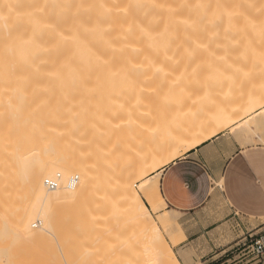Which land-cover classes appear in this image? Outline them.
<instances>
[{
    "label": "clouds",
    "instance_id": "1",
    "mask_svg": "<svg viewBox=\"0 0 264 264\" xmlns=\"http://www.w3.org/2000/svg\"><path fill=\"white\" fill-rule=\"evenodd\" d=\"M64 2L75 6L65 30L55 23L35 21L27 37H0V264H180L168 247L166 230L136 206L135 179L161 158L196 141L212 140L205 150L213 154L210 166L222 160L224 142L217 145L221 139L217 134L236 133L251 112L264 109V79L256 80L246 72L234 92L206 89L192 99L186 111L168 115L137 94L132 108L149 130L138 133L137 144L144 151L126 145L115 155L112 148L104 152L93 143L100 131L98 124L109 126L111 134L128 121L114 124L106 113L116 116L117 111L125 110L131 116L132 111L113 100L112 91L119 85L131 93L135 85L125 69H113L111 57L96 55L88 39H105L114 51L123 52L126 45L122 42L131 25L121 23L116 35L107 34L118 19L125 18L133 0ZM149 2L174 23L177 9L171 5L176 0ZM209 2L194 0L201 9ZM115 3L124 7L114 10L109 5ZM11 6L12 0H0V14ZM214 15L215 11L209 14ZM200 18L197 13L188 23H198ZM245 20L251 26L249 18ZM44 31L58 39L42 43L38 37ZM67 41L70 50L60 55L58 50ZM93 69L99 70L94 76ZM244 80L249 86H243ZM140 104L147 111L140 109ZM90 129L95 130L92 136H88ZM50 151L66 156L69 166L79 173L76 188L47 194L39 175L17 163ZM105 163L113 171L119 163L117 175L122 174L123 181L103 167ZM258 171L264 180V166ZM216 181L221 183H216L210 204L242 206L245 214L257 220L264 216V206L258 208L252 202L257 195L264 199V184L256 186L245 170L237 167L223 176L217 174ZM130 215L135 217L131 228Z\"/></svg>",
    "mask_w": 264,
    "mask_h": 264
},
{
    "label": "bare ground",
    "instance_id": "2",
    "mask_svg": "<svg viewBox=\"0 0 264 264\" xmlns=\"http://www.w3.org/2000/svg\"><path fill=\"white\" fill-rule=\"evenodd\" d=\"M109 6L114 10L124 7L120 3ZM171 6L177 9L174 23H170L167 15L159 10L156 5L150 3L149 0H133L131 4L127 5L125 18L123 20L118 19L116 21L117 26L107 34L108 36L116 35L120 31L119 25L121 23L131 25V31L126 33L127 39L122 42L126 45L123 52L114 51L105 39L100 38H89L88 46L98 56L105 59L111 57L113 69H125L128 78L134 85L138 83L164 84L167 87V92H170L172 86L179 83L182 76L184 77L189 71L192 76L196 74V70L194 71L193 68L210 67L214 63L231 60L234 57L233 53L255 51L257 54L261 53L260 55L263 58L264 0H210L203 9L196 6L194 0H176ZM74 7V5L65 3L64 0H12L11 10L5 14H0V37H27L33 32L36 26L35 21L55 23L61 30H65L71 23V12ZM213 11L216 15L209 16ZM197 13H201L198 23H188L196 19ZM245 17L252 22L251 26L246 22ZM86 22L91 23V21ZM166 25L168 26L167 31H165ZM67 34L70 35L71 33ZM38 38L42 43H54L58 39V37L50 35L47 31L42 32ZM113 42L115 43V41ZM69 50L70 41H67L58 52L63 55ZM221 57L223 59H220ZM179 67L184 69L188 67L189 70L185 69V71ZM97 71L99 70L93 69L91 74L94 76ZM89 82L91 83V81ZM135 88H137L136 85ZM138 88L135 90L139 91ZM128 94L130 93L126 88L118 85L112 91V99L118 101V99L128 98ZM182 97L184 98L183 95ZM116 107V105H113V108ZM162 109L161 111H163ZM256 110L253 112H256ZM169 112L170 109L167 114L171 113ZM174 112L176 111L172 113ZM119 114H121V110L117 111L116 116L106 113L114 124ZM259 116L257 119H264V109ZM131 119L133 120V118ZM98 127L100 131L93 137V143L98 145V149L107 152L109 148H112L113 155L118 150L120 152L122 149L125 150L124 145H121L127 141V138L124 137V134L127 133L126 127L112 129L111 134H109V126L100 123ZM124 128H126V133L123 131ZM93 132L95 130L90 129L88 136H92ZM119 132L125 141L119 136ZM115 136L116 138L119 136V141L118 139L115 141ZM120 141L123 142L120 143ZM205 141L188 143L189 147L184 148L183 153ZM117 145H120L119 149H117ZM82 150H86V146H82ZM175 153L179 155L178 152ZM178 158L175 155L172 156L171 162L173 163ZM106 159L110 161L111 157H106ZM17 163L22 164L29 173L39 175L43 189L49 194L63 191L65 188H76L80 182L79 173L69 166L66 156L55 151L43 152L27 160H19ZM117 164L118 166H116ZM103 167L113 175L120 172L119 163L115 164V171L107 163L103 164ZM63 174L67 175L68 178L64 177ZM48 179L58 182L57 188L53 190L47 188L45 182ZM117 179L123 181V175H117ZM138 179H135L134 195L136 206L141 208L142 198L146 197L148 193L138 185ZM145 210L147 215L154 218L151 212ZM153 212L160 215L159 221L161 220L162 224L160 225L157 222V226H162L166 230L171 239V244L168 243V247L174 258L179 261L173 247L178 245L180 241H185L186 234L177 220V212L165 209L164 216H161L159 208ZM166 217L167 222L165 223ZM134 219V216H129V228L134 227V224L131 223ZM36 224L39 226L41 221L37 219ZM182 254H185V252H182ZM184 260L187 259L184 257Z\"/></svg>",
    "mask_w": 264,
    "mask_h": 264
},
{
    "label": "rangeland",
    "instance_id": "3",
    "mask_svg": "<svg viewBox=\"0 0 264 264\" xmlns=\"http://www.w3.org/2000/svg\"><path fill=\"white\" fill-rule=\"evenodd\" d=\"M260 54L261 53L257 54V52L255 51H249L246 53L237 52L236 54L234 53L232 54L234 55V57H232L231 60L217 62L210 67L209 66L208 67L200 66L198 68L195 67L196 69L195 68L193 69L194 71L196 70L195 71L196 74L192 76L191 73H189L190 71L186 73V75L184 77L182 76V78L179 80V83L175 84V86H172V90H170V92H167L166 90L167 87L164 84H154V83L135 84L137 88L139 87L138 88L139 91H136L135 89L137 88H135L134 90L136 92L135 91L134 92L132 91L131 93L129 92L130 94H128V98L118 99V101L124 105V109H130V108L132 109L131 116H129L127 111L121 110V114H119V116L115 120L116 122L117 121L119 122L120 120L128 121L127 124L121 125V127L124 126L127 128V129L126 128L123 129L125 133L127 130V133L124 134L123 132H121L122 130L120 131L122 134L125 135L123 136L127 138V141L124 140L122 134L120 135V132L118 133L119 136H121L126 143L128 142L127 145H130L132 149H137L138 151L141 152L144 151V148L137 144V141L140 139L138 133L141 131H146V130L148 131V129L146 125L142 126L143 122L140 119V115L137 114L136 108H132V103H131L132 100L136 99L137 94L139 95V98L141 100L153 102L155 108L159 110L163 108L162 110L163 112L165 110L164 112L165 115H168L167 111H169V109L171 113L173 111L183 112L187 110V107L191 104L192 99H195L197 96L203 95L206 89L211 93H216V92L224 93L228 91L234 92L236 90V84L241 83V80L244 78V73L246 72H250L256 80L264 79V62H263L264 56L262 58ZM181 69L182 70L187 69V71L189 70L188 67H186L185 69L184 68ZM181 69L179 70L181 71ZM193 69L191 70L192 72ZM217 69H220V71H217ZM243 86L244 87L249 86V82L247 80H244ZM179 93L182 94L180 95ZM182 95L184 96V98L182 97ZM179 106L182 107L180 108ZM192 106L195 107V105ZM139 108L144 111H147L144 104H140ZM262 111L263 109H259L256 113ZM255 115H256L255 112H251L250 118H246L247 123H245L244 121L240 122V124L238 125L239 130L248 131L250 124H252L251 126L257 127L258 124L256 122L253 123V120H255V118L258 117V116L255 117ZM131 118H133V120ZM129 120H131L132 122H130ZM259 126H260L259 128L261 129L260 133H262L263 135L264 119H260ZM116 131L118 132L119 130ZM118 137L116 138L115 141H117ZM122 142L123 141H120V143ZM126 143H122V145L121 144L120 145L121 146L124 145L123 148H125ZM119 146L117 147V149H119ZM122 151L124 150L122 149ZM117 152L120 151L118 150ZM132 154L135 155V153ZM116 166H118V164ZM63 176L68 178V176L65 174H63ZM47 194H49V192H47ZM151 213L154 219L158 222L160 215L154 212ZM176 217L179 224L180 223L184 224L188 220L186 217H184L182 214L179 213L176 214ZM254 226L256 225L254 224L253 227ZM185 229L187 230L188 234L191 236L198 235L203 232V230L199 228L191 227L190 223L188 224V227L186 226ZM186 230L184 231L186 232ZM251 230L252 228L249 229L241 228L238 235L233 236L231 238L223 237V241L221 242V245L223 244L227 245V243L231 242L232 240H234V242L225 246V248H223L221 251L224 253L220 257H217L215 260L212 259L214 257L213 254L214 249L212 245H209L207 243H198L196 241L195 244H187V243L185 244L184 243L185 241L182 240L178 243V245L173 247V250L177 258L181 262V264H184L185 261H188L189 264H227L226 261L228 260V258L226 257L225 252L228 249H230V247L234 246L243 236L247 235V233L248 235H253V236L264 235V227L257 228L254 231ZM167 239H168V243L171 244V239L168 234H167ZM182 252L183 253L185 252L186 255L182 254ZM184 257L187 260H184Z\"/></svg>",
    "mask_w": 264,
    "mask_h": 264
},
{
    "label": "crops",
    "instance_id": "4",
    "mask_svg": "<svg viewBox=\"0 0 264 264\" xmlns=\"http://www.w3.org/2000/svg\"><path fill=\"white\" fill-rule=\"evenodd\" d=\"M257 112V111H256ZM255 112V117L259 116V113ZM257 118V117H256ZM253 120V123H257L258 126H249L248 131L239 130L237 126L236 133H232L230 130L227 133L220 132L217 135L220 136V140L217 141V145L223 143V149L226 155L216 164H212L211 166L204 162L203 154L205 153L206 147L202 144L199 148L197 146L189 149L188 151L183 153V157H179L176 161L172 163V169H180L185 162L188 163V171L187 176L190 182V190L193 192L192 201L190 204L185 206L183 210H178L177 208H166L169 211H175L179 214H182L188 220L183 224L180 223L183 230H186V226L191 224V227L194 225L191 223L192 215H199L202 209L207 208L212 201V191L216 187V183L219 184L221 181L217 180V174L223 176L225 173H229L234 170V168H241L245 170L248 175L253 179L256 186H260L264 184V180L261 178V173L258 171L259 168L264 166V142L259 145H255L254 143H258L264 141V134L262 135L261 129L259 128L260 119ZM242 122V121H241ZM264 133V131H263ZM216 138L214 137L213 140ZM208 145L212 144V140H209ZM258 208L264 206V199H261L258 195L253 198L252 201ZM240 208H235V215H240ZM190 218V220H189ZM242 218V217H241ZM260 228L254 226L251 231ZM204 231H208L209 235H211V227L207 226L203 230L202 233L198 235H189L187 230L185 244H195L196 241L198 243H207L212 245L214 249V257L215 260L217 257H220L224 252H221L225 246L230 243H233L234 240L227 243V245H221L223 241L222 238L212 237L211 242L207 236H205ZM221 252V253H220Z\"/></svg>",
    "mask_w": 264,
    "mask_h": 264
},
{
    "label": "snow or ice",
    "instance_id": "5",
    "mask_svg": "<svg viewBox=\"0 0 264 264\" xmlns=\"http://www.w3.org/2000/svg\"><path fill=\"white\" fill-rule=\"evenodd\" d=\"M207 142L208 140L202 144L206 149L208 147ZM202 145H197V148ZM187 147L189 145L183 146V148ZM183 148L179 149V155L172 153L161 158L140 174L137 182L148 193L146 197L142 198L141 211L147 209L148 212H153L159 208L161 216H164L166 208H177L182 211L185 206L191 203L193 192L190 190L191 186L187 176L189 162L186 161L180 169H172V156L183 157ZM203 158L204 162L208 163L213 158V154H210V150L206 151ZM235 208L227 203H211L207 208L202 209L198 216L191 214V223L201 230H204L205 226L211 227V235L208 231H204L209 242L213 236L231 238L238 235L241 228H253L254 224L257 227H264V216L257 220L253 215L245 214L242 206L240 215L236 216ZM164 222H167V217Z\"/></svg>",
    "mask_w": 264,
    "mask_h": 264
},
{
    "label": "built area",
    "instance_id": "6",
    "mask_svg": "<svg viewBox=\"0 0 264 264\" xmlns=\"http://www.w3.org/2000/svg\"><path fill=\"white\" fill-rule=\"evenodd\" d=\"M46 187L55 189L58 182L48 179ZM227 264H264V235H245L226 252ZM235 254V255H234Z\"/></svg>",
    "mask_w": 264,
    "mask_h": 264
}]
</instances>
